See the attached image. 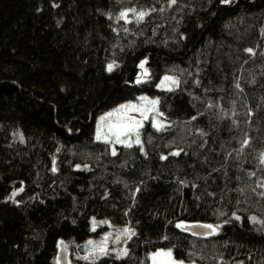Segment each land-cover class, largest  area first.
<instances>
[{
  "label": "trees",
  "instance_id": "1",
  "mask_svg": "<svg viewBox=\"0 0 264 264\" xmlns=\"http://www.w3.org/2000/svg\"><path fill=\"white\" fill-rule=\"evenodd\" d=\"M141 94L165 123L113 155L97 119ZM60 242L72 264H264V0H0V264Z\"/></svg>",
  "mask_w": 264,
  "mask_h": 264
},
{
  "label": "snow or ice",
  "instance_id": "2",
  "mask_svg": "<svg viewBox=\"0 0 264 264\" xmlns=\"http://www.w3.org/2000/svg\"><path fill=\"white\" fill-rule=\"evenodd\" d=\"M223 2L224 3H230L231 0H223ZM171 3L172 4H175L176 3V0H171ZM129 11H131L133 13H136V9H129ZM127 15H128L127 12H121L119 19H125L127 17ZM145 15H147V13L146 12H143V11L137 13L138 20H143L144 17H145ZM246 51H248L249 53H251L252 52V49H247ZM145 63H146V61L141 62L140 67L141 68H144V64ZM113 68H114V64H109L107 66V70L109 72L113 71ZM164 80L165 81H169L170 80L173 84H178V81L175 80V79H173L172 77L166 76L164 78ZM140 82L141 81L138 78L137 83H140ZM237 86H239V85H237ZM140 100L147 102L148 104L152 105L153 107L158 103V101H156V100H148L147 97H140ZM122 110L138 111V112L141 113V115L146 120V119H148L147 113L150 112V111H152L153 108H145L143 106L137 107L134 104L121 105L118 109H115L114 112H109L105 116H102L100 118V121L103 122V121L107 120L108 118L112 117L114 114L121 113ZM161 115H162V113H161ZM141 127H143V122L142 121L136 120L134 117H128L127 118V121H125V122H121V123H118V124L110 125L109 126V132H111L112 135L115 136L117 143H125L126 146L131 147L132 145L130 143H127L126 141L121 140L120 137L122 135L123 136H127L129 133H132L133 131H135L136 132V142L139 143L140 141H139V131H138V129L141 128ZM153 127H156L159 130L160 128L163 127V125L160 124L159 122H156V123H153ZM100 138H101V135H100V132L98 131L97 139H100ZM105 140L107 141V136L106 135H105ZM246 143H247V141H245V144ZM112 154L113 155L116 154L115 153V150H113V153ZM173 154L174 155H179V153H173ZM55 170L56 169L53 168V171H55ZM20 191H23V189H20ZM15 195H16V193H13V196H15ZM236 219H240V217H236ZM252 219H253V221H255V217H253ZM177 227H183V225H177ZM192 227H204L206 229H211L212 231L210 233H207V235H211V234H215L216 233V229L219 226L213 227L212 225H202V226H200V225H194ZM125 231L127 232V230H125ZM107 240H108V237L105 236L103 238V240L99 243V245H95L93 247V250L90 253V255L95 256V254H96L97 251L101 255H108L109 253H108V250H107L106 246H103V245H106ZM88 244L89 245H93V241L89 240L88 241ZM120 255H127V252L126 251H122L120 253ZM157 257H167L166 264H184L183 261H176V260L172 259V251L170 249L167 252H164V251H158V252H156L153 255V262H154V264H156V258ZM83 259L88 260L89 259V256H85V257H83Z\"/></svg>",
  "mask_w": 264,
  "mask_h": 264
},
{
  "label": "rangeland",
  "instance_id": "3",
  "mask_svg": "<svg viewBox=\"0 0 264 264\" xmlns=\"http://www.w3.org/2000/svg\"><path fill=\"white\" fill-rule=\"evenodd\" d=\"M166 76L162 77L161 80L158 82V87H161V88H165V87H171L175 84H173L170 80L169 81H165L164 78ZM174 79V78H173ZM163 82V83H162ZM140 97H147L148 100H156L155 97H151L147 94H141L139 96H137L135 99H132V100H127V101H124L116 106H114L113 108L111 109H108L107 111H105L104 113H101L97 119V127H96V139H97V134H98V131L100 132V135H101V138L98 139V140H105V135L107 136V142H109L111 144V147L112 149L114 150L115 149V145H116V138L114 135H112L111 132H109V126L110 125H114V124H118V123H121V122H125L127 121V118L128 117H134L136 120H139V121H142L143 124L145 122V119L144 117L141 115L140 112L138 111H129V110H122L121 113H118V114H114L112 117L108 118L107 120L101 122L100 121V118L102 116H105L107 113L109 112H114L115 109H118L121 105H126V104H134L136 105L137 107H140V106H143L145 108H153L152 111L148 112L147 113V116H148V119L146 120H149L151 124L153 123H156V122H159L160 124L164 125V121L163 119L160 117V114L159 112L157 111V108H156V105L153 107L152 105L148 104L147 102L145 101H142L140 100ZM157 101V100H156ZM141 128L138 129L139 131V141L141 142L142 138H141ZM121 140L123 141H126L127 143H137L136 142V132L133 131L132 133H129L127 136H121L120 137ZM139 142V143H140ZM120 144V143H119ZM125 144V143H124ZM20 189V186L15 188L12 192L11 195H9L8 199H13V193H16L17 190ZM103 224V225H109L110 223L106 220H102V221H94V224ZM108 223V224H107ZM115 229L119 232V230L122 228L121 226H118V225H114ZM109 231H112V228H109L108 229ZM109 234V233H108ZM115 236V235H114ZM115 239V237H113ZM116 239H119L118 236ZM96 244L93 243V247L95 246ZM92 247V249H93ZM92 249H90V252L92 251ZM115 251H119V248H116V249H113ZM169 249H158L156 251H153L151 254H150V264H154L153 262V255L158 252V251H164V252H167ZM171 250V249H170ZM124 251V249H123ZM172 251V250H171ZM172 259L176 260V261H182V260H179V259H176L174 256H173V253H172ZM167 262V257H157L156 258V264H166ZM184 264H195V263H187L185 261H183ZM238 264V263H236Z\"/></svg>",
  "mask_w": 264,
  "mask_h": 264
},
{
  "label": "water",
  "instance_id": "4",
  "mask_svg": "<svg viewBox=\"0 0 264 264\" xmlns=\"http://www.w3.org/2000/svg\"><path fill=\"white\" fill-rule=\"evenodd\" d=\"M194 225H206L202 223H191V224H186L183 226V229L191 232L194 235L197 236H204L207 235V233H210L212 230L211 229H206L204 227H192ZM57 259L59 264H72L69 259H68V252L66 248L64 247L63 242L59 243V249H58V254H57Z\"/></svg>",
  "mask_w": 264,
  "mask_h": 264
}]
</instances>
